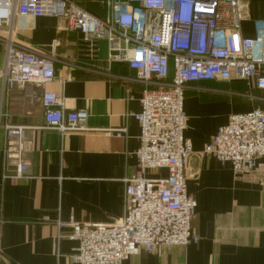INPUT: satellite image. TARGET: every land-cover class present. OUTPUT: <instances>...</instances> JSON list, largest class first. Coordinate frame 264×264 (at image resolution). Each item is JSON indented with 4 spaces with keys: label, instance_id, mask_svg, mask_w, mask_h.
I'll return each mask as SVG.
<instances>
[{
    "label": "crops",
    "instance_id": "0c3cea01",
    "mask_svg": "<svg viewBox=\"0 0 264 264\" xmlns=\"http://www.w3.org/2000/svg\"><path fill=\"white\" fill-rule=\"evenodd\" d=\"M76 1L98 16L107 13L104 0ZM241 15L243 35L252 36L253 20L264 18V0L242 5ZM13 27L21 45L56 59L55 78L45 90L62 94L66 112L84 111L87 117L80 130L46 129L38 87H15L4 95L0 84V264H77L69 218L110 224L123 214V179L138 168L139 126L133 114L140 111L146 85L126 62L108 60L106 40L85 38L63 18L16 16ZM259 98L264 90L253 80L185 86L183 134L193 147L186 182L196 201L192 226L198 240L140 250L122 264H264V173H237L230 163L202 154L229 114L264 111ZM7 127L22 128L20 142L7 136ZM121 129L123 135L116 136ZM21 162L27 167L15 176ZM145 175L165 176L166 170Z\"/></svg>",
    "mask_w": 264,
    "mask_h": 264
},
{
    "label": "built area",
    "instance_id": "2783aa9c",
    "mask_svg": "<svg viewBox=\"0 0 264 264\" xmlns=\"http://www.w3.org/2000/svg\"><path fill=\"white\" fill-rule=\"evenodd\" d=\"M250 0H104L98 16L76 0H0V31L5 45L1 92L38 87L46 129L80 130L84 111L66 112L63 96L45 90L55 78L53 54L18 42L14 17L55 16L85 38L104 39L109 61L126 62L145 83L135 151L138 168L123 179V214L110 224L69 218V238L77 241V264H122L140 250L186 246L198 240L192 226L196 201L187 191L186 169L193 147L184 137V88L203 80H253L264 90V18L253 20L254 34L241 30V6ZM21 141V127H7ZM124 130H117L122 136ZM18 142V143H19ZM202 154L231 164L237 173H264V112L253 108L229 114ZM26 164H17L21 176ZM166 170L147 177V170Z\"/></svg>",
    "mask_w": 264,
    "mask_h": 264
},
{
    "label": "rangeland",
    "instance_id": "374dc122",
    "mask_svg": "<svg viewBox=\"0 0 264 264\" xmlns=\"http://www.w3.org/2000/svg\"><path fill=\"white\" fill-rule=\"evenodd\" d=\"M260 100L262 99V100H264V98H259ZM257 109H260V108H257ZM260 110H262V109H260ZM263 111V110H262ZM264 112V111H263ZM222 113V110H220V109H218L217 110V114H221ZM219 115H217V117H218Z\"/></svg>",
    "mask_w": 264,
    "mask_h": 264
}]
</instances>
